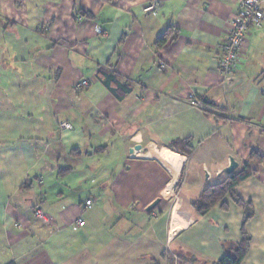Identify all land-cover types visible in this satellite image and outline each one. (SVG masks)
<instances>
[{"label": "crops", "instance_id": "crops-1", "mask_svg": "<svg viewBox=\"0 0 264 264\" xmlns=\"http://www.w3.org/2000/svg\"><path fill=\"white\" fill-rule=\"evenodd\" d=\"M239 1L0 0V264L214 261L223 241L241 240L228 198V211L189 207L230 159L235 173L251 148L264 155V0L234 73L217 65ZM168 30L177 37L156 47ZM100 70L114 73L115 94ZM185 138L190 155L169 148ZM248 166L235 188L254 207L242 264H264V164Z\"/></svg>", "mask_w": 264, "mask_h": 264}, {"label": "trees", "instance_id": "trees-1", "mask_svg": "<svg viewBox=\"0 0 264 264\" xmlns=\"http://www.w3.org/2000/svg\"><path fill=\"white\" fill-rule=\"evenodd\" d=\"M170 30L166 31L163 35L159 36L155 41L156 47H161L169 39H175L178 32L173 35ZM99 81L112 93H116L113 88L115 82V75L113 72L107 74L105 71L100 70L97 75ZM169 148L175 152L190 155L194 148L192 140L189 138L176 139L169 143ZM251 162L264 164V155L256 148H251L249 151L247 161L241 168L230 175L226 176L222 181L214 183L203 189L198 197L191 201L189 204L192 212L198 216H206L214 207L218 206L222 211L229 210V204L226 199L228 198L234 205H236L243 213L242 221L240 224L241 240L239 242L223 241L221 243L224 255L214 261H208L194 255L183 252L178 254V264H242L249 249H250V236L246 231V224L254 216V207L251 201L241 199L235 192V188L244 180L252 176L255 171L251 169L248 164ZM12 264V263H10ZM159 264V263H155ZM167 264H174L173 258L168 256Z\"/></svg>", "mask_w": 264, "mask_h": 264}, {"label": "built area", "instance_id": "built-area-1", "mask_svg": "<svg viewBox=\"0 0 264 264\" xmlns=\"http://www.w3.org/2000/svg\"><path fill=\"white\" fill-rule=\"evenodd\" d=\"M148 7L147 9H150ZM263 1L262 0H240L238 4V10L230 22V31L225 37V41L221 44V54L218 57V69L220 73L226 77L231 76L236 70L242 56L244 55V49L246 44V37L248 31L251 28H260L262 26L263 19ZM98 32L100 30L98 29ZM86 80H80L76 82L74 88L80 90L87 86ZM189 103L193 106L206 109L207 104L198 97L190 95L188 97ZM61 131L71 129V124L67 122H61L58 125ZM92 204L90 199L84 202V208H88ZM36 218L46 226L55 224V218L43 212L40 208H36L34 211ZM77 226H82L84 220L78 218L75 222Z\"/></svg>", "mask_w": 264, "mask_h": 264}, {"label": "bare ground", "instance_id": "bare-ground-1", "mask_svg": "<svg viewBox=\"0 0 264 264\" xmlns=\"http://www.w3.org/2000/svg\"><path fill=\"white\" fill-rule=\"evenodd\" d=\"M194 161V160H193ZM192 165V164H191ZM194 165V164H193ZM194 167V166H193ZM201 179V178H200ZM198 188V187H197ZM190 192V191H189ZM189 198L184 194L183 196L180 197V199L178 200V202L175 205L174 208V216L177 217L178 214L181 212L183 205L185 204V202L188 200Z\"/></svg>", "mask_w": 264, "mask_h": 264}, {"label": "water", "instance_id": "water-1", "mask_svg": "<svg viewBox=\"0 0 264 264\" xmlns=\"http://www.w3.org/2000/svg\"><path fill=\"white\" fill-rule=\"evenodd\" d=\"M238 167V164L233 160L230 159V164L227 166L223 172H225L227 175H230L235 171V169Z\"/></svg>", "mask_w": 264, "mask_h": 264}, {"label": "rangeland", "instance_id": "rangeland-1", "mask_svg": "<svg viewBox=\"0 0 264 264\" xmlns=\"http://www.w3.org/2000/svg\"><path fill=\"white\" fill-rule=\"evenodd\" d=\"M87 86H88V83H87ZM86 86V87H87ZM86 87H84V88H82V89H80V90H76L75 88H74V90H76V91H81V90H83V89H85ZM1 149L2 148H0V151H1ZM226 176H228V175H226ZM69 179V178H68ZM68 179H66V180H68ZM69 181V180H68ZM185 204H186V202H185ZM41 222V221H40ZM167 258H168V256L167 255H165L161 260H162V264H167ZM176 264H178V262H176Z\"/></svg>", "mask_w": 264, "mask_h": 264}]
</instances>
